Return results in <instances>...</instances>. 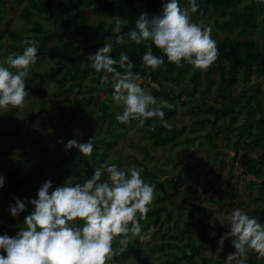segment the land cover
I'll use <instances>...</instances> for the list:
<instances>
[{"label":"trees","instance_id":"obj_1","mask_svg":"<svg viewBox=\"0 0 264 264\" xmlns=\"http://www.w3.org/2000/svg\"><path fill=\"white\" fill-rule=\"evenodd\" d=\"M14 1L18 4L25 3L20 18L31 25L28 27L30 34L22 36L18 30L9 31L5 57L12 52H22L25 39L34 38L38 41L37 61L49 59L53 61V64L44 71L31 67V77L28 81L39 78L37 84L42 85L43 88L53 84L56 86L53 93L57 95L73 92L75 87L82 95L80 97L74 95V98L80 102L77 107L74 106L70 96L66 97L64 101L69 104V109L56 101L50 102L46 97L38 99L35 123L51 125V130L44 134L38 133L40 127L34 125V132L39 134V137L41 135L45 138L42 144L20 145L19 148L14 149V145L6 144L1 137L11 134L20 135L21 124H0V175L5 177L4 186L0 188V218H3V223L0 224V235L7 232L13 236L14 228H16V234L21 227L26 226L24 218L34 206L28 203L24 212L13 217L8 209L17 197L26 202V198H36L38 188L49 178L55 181L53 187L62 185L65 183V177L70 174L71 166L86 160L79 149L73 147L66 150L64 146L69 139H77L79 131L85 132V138L80 139L79 142H87L89 137L94 136L95 148L91 155L94 160L90 164V173H94L95 168L104 163H115V160L108 161L109 151L97 145L107 144L113 139L109 137L111 135V137L121 136L117 125L127 128L128 122L121 123L116 120L117 113L123 111V105H118V112L111 109L115 102L112 98L111 78L105 80L101 86L103 71L98 72L94 69L89 59L84 67L80 66L75 40L83 39L91 42L93 49L103 46L106 43V37L114 38L116 35L113 28L117 18L122 20L121 28L125 42L118 45L112 39L114 49L110 55L119 59L121 51L127 52L133 60L132 70L141 74V84L145 90L158 98L165 97V100L174 105L171 108H164L165 119L172 125L171 128L162 125L158 117L148 118L143 122L145 134L152 143L156 146H189L201 130L202 138L199 143L207 145L214 143L215 135L224 132L227 147L235 152L234 158L242 150L260 148L258 156L251 159L247 165V171L251 175L262 177L261 183L264 185V4L259 3L258 0H197L199 8L195 12L189 9L191 18L193 20V13L207 18L195 22L211 28V36L219 50L217 59L207 70L194 68L187 63L176 66L167 60L166 55L157 46L152 44L154 54L165 55V63L158 69L151 70L143 66L142 62V56L151 41L136 44L127 33L136 27L135 21L141 12H148L149 15L159 14L165 0ZM180 4L183 7H189V0H180ZM6 11L5 5H2L0 0V23ZM36 15L44 16L48 20V26L35 18ZM26 23L25 26H27ZM53 24L55 26L49 27ZM4 32L5 30L0 29V34ZM218 66L221 67L223 74L213 78L212 70L214 71ZM116 67L121 71L126 70L120 69L119 65ZM89 74L93 82L91 85L84 81ZM180 85H183L182 93L191 98L187 104L195 102V105H188L187 111L194 114L196 119L183 127L179 126L180 122L175 118L179 107L176 98L181 97L177 95L176 90ZM241 86L244 89L239 93ZM101 92H104L106 96L102 98ZM198 94L206 97L207 102L200 99ZM29 95L34 97L35 90L29 91ZM20 108L10 107L4 113L6 122L13 119ZM28 114L31 115V113ZM241 115L243 119L238 124L237 120ZM137 121L139 120H130L132 123ZM97 122L106 124L109 135L95 138L93 126ZM196 124L197 127H195ZM207 124L215 125L214 133L202 132L203 126ZM188 129L195 132L194 135L181 139ZM52 147L55 149L56 157L46 160V152ZM214 155L218 158L221 151L216 149ZM139 165L142 174L148 177L149 182L163 191V195L159 194L158 198L170 199L172 204H176L173 202V193L170 188H176L178 184L183 186L181 179L178 181L167 179L169 186H166L164 181L159 180L157 174V170L162 168L154 166L156 170H149L145 163L139 162ZM89 176V174H77L78 181ZM193 188L198 190L196 186ZM180 191L187 192V189L182 187ZM204 191L207 192L208 189L204 188ZM187 198L188 195L185 199ZM258 198L264 199V197ZM163 209L168 210L166 203L154 205L150 209L147 215H151L153 219L146 223L145 230L151 227L153 222H158L159 213ZM255 211L262 216L264 214L263 207H258ZM209 214L203 202L196 206H189L182 225L175 227L179 230L175 238L183 239V243L166 238V232L163 231L161 241L151 244L150 252L160 255L161 258L157 264H224L220 258L210 260L206 253L208 246L215 243L220 236L209 233L210 225L207 221ZM116 243L113 240V245ZM134 248L138 252L142 251L139 242L131 240L128 248L123 252L119 251L113 260L130 258ZM247 263L263 264L264 257L262 261H258L256 253L252 250L247 255Z\"/></svg>","mask_w":264,"mask_h":264},{"label":"clouds","instance_id":"obj_2","mask_svg":"<svg viewBox=\"0 0 264 264\" xmlns=\"http://www.w3.org/2000/svg\"><path fill=\"white\" fill-rule=\"evenodd\" d=\"M258 2L264 4V0ZM198 8L197 0H189V7L181 6L180 0H165L159 14H139L136 27L127 35L136 44L151 41L142 56L143 66L156 70L165 63V55L176 66L187 63L207 70L212 65L219 50L211 28L192 20L190 10L195 12ZM121 26L122 20L117 18L114 38L106 37V43L87 56L98 72L113 74L112 98L123 105L116 120L127 123L137 119L143 123L158 117L162 125L171 128L164 108L174 105L145 90L141 74L132 70L133 60L127 52L121 51L119 59L110 55L114 49L112 39L118 45L125 42ZM152 44L165 55L154 54ZM37 45L34 38L25 39L22 52L0 58V109L25 105L29 95L26 78L37 63ZM116 65L126 70H118ZM107 79L106 75L102 77L101 86ZM64 146L66 150L75 147L90 157L95 148L94 136L87 142L71 138ZM105 173L107 178L102 179ZM141 173L137 166L124 170L116 163H104L82 183L65 182L53 187L54 181L49 178L38 188L36 198H26V202L17 197L8 209L13 217L24 212L28 203L34 207L24 218L26 226L13 236L7 232L0 235V264H109L115 255L113 240L117 236L121 252L134 238L149 239L153 229L145 230L141 220L150 211L156 185L146 181ZM4 183L5 177L0 175V188ZM226 223L230 230L220 235L218 251L228 237H232L235 247L227 255L226 264H247L249 249L264 257V222L237 207L227 216Z\"/></svg>","mask_w":264,"mask_h":264},{"label":"rangeland","instance_id":"obj_3","mask_svg":"<svg viewBox=\"0 0 264 264\" xmlns=\"http://www.w3.org/2000/svg\"><path fill=\"white\" fill-rule=\"evenodd\" d=\"M7 1H9L10 3ZM7 1L1 0L2 5H5L7 11L3 16L2 22L0 23V29L5 30L3 34H0V58H5L6 45L9 42V31L18 30L19 34L25 36L30 34L28 27H31V25H28L24 20L20 18V13L25 3L18 4L16 3L17 1L14 0ZM35 18H37L44 25L48 26V20L44 16L36 15ZM204 19L207 18L193 13L194 21H203ZM7 23H9V25ZM25 23L27 24V26H25ZM53 26L55 25L53 24L49 27ZM75 44L78 47L77 55L79 56V64L80 66L84 67L88 59V54L94 53L98 48H91L92 43L83 39H76ZM89 62L91 61L89 60ZM52 64L53 61L49 59H43L41 62L37 61V63L33 65L32 68L39 71H44ZM221 73L223 74L222 69L218 66L214 69V71L212 70L211 75L213 78H217L219 74L221 75ZM105 75L109 79L112 78L113 74L104 72V76ZM30 77L31 73L29 77L26 78V90L29 92L34 89V97L28 95V97H26L25 105L21 107L18 113L13 117V119L8 122H6L4 113L11 106H9L8 108L0 109V124L10 123L9 125H11L20 123L22 126V133L20 135L11 134L7 137H1L5 140L6 144L14 145V149L19 148L20 145L36 146L42 144L45 138L41 135L39 137V134H36L34 132V125L40 127L38 133L44 134L48 133V131L51 130L50 123H35V113L38 109L36 107H38L37 102L40 97H46L50 102L52 100L56 101L69 109V104L65 103L64 100L67 96H70L75 107L80 105L78 99L74 98V95L78 97L82 95L76 87L74 88L73 92L57 95L53 93L56 88L55 85L49 84L46 85V88H43L41 87L42 85L38 86L37 84L39 78H34L30 82L28 81ZM84 81L88 85L93 84L91 74L87 75ZM182 88L183 85H180L176 90L177 95H181V97L176 98V102L178 103L179 107L176 114L177 116L175 117L177 118V121L180 122L179 126L181 125V127H183L184 125L187 126V124L192 123L196 119L195 116H193L194 114H190L187 111L188 105H195V102L187 104L191 101V98L189 97V95L182 93ZM243 89L244 87L241 86L239 88V93H241ZM100 94L102 95V98L106 96L104 92H101ZM197 96H199V98L204 100L205 102H207L208 100L206 97H201L199 94ZM160 98L165 99V97L163 96H161ZM199 101L201 102V100ZM111 109L118 112V104L114 102ZM196 110L199 111V108L196 107ZM28 113H31V115H29ZM172 118L173 117H171V119ZM242 119L243 116H239L237 123H241ZM127 124V128H122L117 125L118 131L122 134L121 136L111 137V135L109 137L113 139L108 141L107 144L100 143L97 145V147H102L109 151L108 161L115 160V163L124 170H127L131 166L140 167L139 162L145 163L149 170H156L154 166H158L162 168L161 170H157L158 178L159 180L164 181L166 183V186H169L166 182L167 179H174L175 181L181 179L183 186L178 184V187L170 188L173 193V202H176V204H172L170 199L160 200L158 198V195H163V191L160 190L159 187L156 188L155 199L152 201L150 209L154 205L166 203L168 206V210H161L159 213L158 222L152 223L151 228L153 229V231L151 232L149 239H133L139 242L142 251L138 252L136 248H134L131 251V257L126 260H113V257L120 251V237L117 236L114 239L117 243L116 245H113L115 255L109 261V264L159 263L161 261L160 255L150 252L151 244L161 241V234L163 231L166 232V238H170L178 243H183V239H179L178 237L175 238V236L179 233V230L175 227L177 225H182L183 221L186 218L189 206H196L200 202H203V205L207 207L208 213H210L207 221L210 225L209 233L211 235L213 232H215V235H221L230 230L228 224L226 223L227 216L232 212L234 208L237 207L242 208L243 210L247 211L249 215L256 216L261 220V222H264V214L262 216L255 211L258 207L264 208V199L258 198L264 197V185L261 183L262 177L251 175L247 171V165L249 164L250 160L258 156L260 152L259 147L255 148L254 150H242L239 155L234 158L235 152L232 151L231 148L227 147L226 144V133L220 132L219 134L215 135V141L212 144L201 145L199 143V140L202 138L200 135L201 130H199L200 132H198V136L196 137L194 142H191L189 144V146H156L145 134L144 123L137 121L136 123L128 122ZM105 125L100 122L94 123L93 127L94 134L96 135L95 138L109 135L108 129ZM215 125L218 124L215 123ZM215 125H204L202 128V132L214 133ZM197 126L198 125L196 124L195 127ZM194 133L195 132L188 129L187 133L181 136V139H185L186 136L194 135ZM84 135L85 132L79 131L77 140L79 141L80 139L85 138ZM133 141L135 142L134 144L132 143ZM216 149L221 151V155L218 158L214 155ZM54 150L55 149L53 147L52 149L47 150L45 156L46 160H48L50 157H56V155H54ZM59 155H61V153ZM93 160L94 158L90 156L86 157V160H84L81 164L74 163V165L71 166L70 174L65 177V182L82 183L83 180L88 179L84 178L81 181H78V173H82L83 175L89 174V178H91L93 173H90L89 169L90 164L93 162ZM142 176L146 181L149 182L148 177L144 176L143 174ZM106 178L107 173H105V176L102 177V179ZM195 186L198 190H195L193 188ZM182 187L184 189H187V192H181L180 189H182ZM204 188H207L208 191L205 192ZM186 195H188L187 199H185ZM168 215H170V219H168ZM152 219L153 218L151 215H147L145 219L141 220V223L145 227L146 223ZM2 223L3 218H0V224ZM15 231L16 228L12 230L13 235H15ZM231 239L232 237H228L224 242L223 249L219 251V239L215 243L210 244L208 246V250L206 251L210 260H217L218 258H220L223 263L226 264L227 255L235 251V247L231 243ZM251 251L252 250L249 249L248 253ZM254 253L256 252L254 251ZM256 256L258 261L263 260V257H260L257 253Z\"/></svg>","mask_w":264,"mask_h":264}]
</instances>
